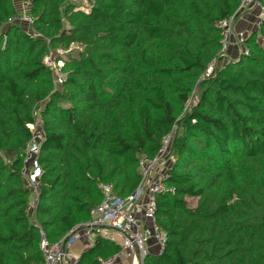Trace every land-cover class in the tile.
<instances>
[{"label":"trees","instance_id":"1","mask_svg":"<svg viewBox=\"0 0 264 264\" xmlns=\"http://www.w3.org/2000/svg\"><path fill=\"white\" fill-rule=\"evenodd\" d=\"M24 1L36 36L9 23L18 2L0 0V264H40L41 234L53 243L81 228L101 185L132 194L169 134L175 162L156 196L167 240L144 264H264V20L232 61L217 24L240 0ZM59 49L56 87L45 58ZM37 113L31 214L23 169ZM119 252L98 238L75 264Z\"/></svg>","mask_w":264,"mask_h":264},{"label":"built area","instance_id":"2","mask_svg":"<svg viewBox=\"0 0 264 264\" xmlns=\"http://www.w3.org/2000/svg\"><path fill=\"white\" fill-rule=\"evenodd\" d=\"M16 1L18 2L17 11L10 18L9 23H23L36 36L32 30L33 19L30 15L29 3L24 0ZM253 10L259 11L252 26L253 29H258L264 20V6L259 0H240L234 17L217 24L223 34V54H226L232 40L235 42L233 45L238 47L241 54L249 52L247 38L250 33L236 31L233 24L236 15ZM261 43L264 46L263 39ZM65 52L63 51V54ZM45 63L53 71L56 87L61 86L65 78L61 70L63 61L56 60L51 52L45 58ZM41 125L39 122L29 125L33 138L27 145L24 159L23 176L32 192L29 204L31 214L36 209L40 178L43 173L38 162L41 144L44 140ZM172 139V134L163 138L162 148L156 158L141 160V182L132 194L120 197L114 193L111 185H101L102 201L90 211V219L81 228L71 231L66 237L53 243L49 242L42 233L40 251L43 261L40 264H75L77 259L73 253V246L80 238L86 241L85 249L93 246L98 238L120 248L119 254L106 260H100V264H117L119 257L129 261V264H144L146 257L150 254L149 243L152 239L157 242L159 253L162 252L167 239L156 225V196L166 191L164 180L167 169L175 162V157L170 151ZM164 164L167 165L163 167Z\"/></svg>","mask_w":264,"mask_h":264},{"label":"rangeland","instance_id":"3","mask_svg":"<svg viewBox=\"0 0 264 264\" xmlns=\"http://www.w3.org/2000/svg\"><path fill=\"white\" fill-rule=\"evenodd\" d=\"M71 1L74 2V4H76V6H78L80 9L85 10V11H87L89 9V7H90L89 0H71ZM258 13H259V11L253 10L251 12H247V13L244 12V13H241L239 15H236V18L234 19V24H233L234 25V29L236 31H244L245 33H248V34L250 33L251 34V31H252L253 27L251 28L250 26H253V24L255 23V20H256V17L258 15ZM244 18H250L249 23L247 24L246 27H244L245 23H243V22H246L247 20H245ZM233 43H235L234 40H232V44ZM73 49H77V48L74 47ZM230 49H235V50L231 51ZM229 50L231 52H229ZM63 51L64 50H61V49L53 50L52 51L53 57L56 58V60L58 58L65 59V53L66 52L63 54ZM226 55L230 58V60L235 61V60L239 59V57L241 56V53H240V50L238 49V47H236L235 44H234L232 46V48L231 47L227 48ZM63 65H64V63H63ZM215 65H216V62H212L210 64V67L208 69V73L209 74L214 73V71H215L214 70V66ZM36 116H37V122L41 123V120H40L41 118L39 116V113H37ZM165 165H167V164H164L163 167H165ZM189 202H190V204L192 206L195 205V201L194 200H190Z\"/></svg>","mask_w":264,"mask_h":264},{"label":"crops","instance_id":"4","mask_svg":"<svg viewBox=\"0 0 264 264\" xmlns=\"http://www.w3.org/2000/svg\"><path fill=\"white\" fill-rule=\"evenodd\" d=\"M244 19L247 20L246 22H243V23H245L244 27H246L247 24L249 23L250 18H244ZM250 27L252 28V26H250ZM232 46H233V44L230 45L231 48H232ZM230 50L234 51L235 49H230ZM230 50H229V52H231ZM85 244H86L85 239L80 238L76 242V244L73 246V253H74V256L77 260L80 258L81 254L85 250H87V249H85ZM149 252L151 255L159 254V246L154 239H152L149 243ZM117 264H129V261L125 260L124 258L119 257V258H117Z\"/></svg>","mask_w":264,"mask_h":264}]
</instances>
